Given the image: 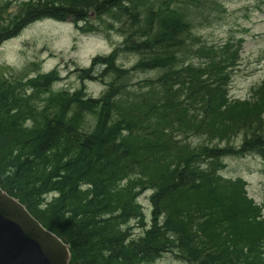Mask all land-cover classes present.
Segmentation results:
<instances>
[{
	"label": "trees",
	"instance_id": "obj_1",
	"mask_svg": "<svg viewBox=\"0 0 264 264\" xmlns=\"http://www.w3.org/2000/svg\"><path fill=\"white\" fill-rule=\"evenodd\" d=\"M10 3L0 0V44L25 25L45 18H70L82 23L80 31L85 33L104 25L123 35L110 53L95 56L87 68L73 70L79 86L72 90L54 88L60 80L56 68L32 76L0 74V186L43 227L68 243L69 264L155 260L130 261L129 256H120L119 244L131 248L141 240L148 246L124 253L142 249L157 258L167 244L170 248L178 243L173 237L181 241L183 236L182 225H165L171 208L195 218L187 250L179 260L264 264V206L257 207L247 197L241 178L220 176L227 156L254 153L264 161V82L253 97L232 100L227 86L238 61V42L228 39L209 44L194 33L197 15L224 10L222 3L23 0L15 12L8 10ZM91 13L99 25L90 22ZM203 19L208 21V17ZM121 53L135 55L136 61L129 68L116 64ZM151 71L156 72L154 76L133 82L136 73ZM87 79L103 81L105 89L98 97L86 93ZM85 118L87 131L79 124ZM15 136L17 140L2 145ZM193 136L204 141L194 143ZM237 136L241 141L234 144ZM60 144L62 148L52 151L49 161L71 150L73 162L51 170L35 162V155ZM6 150L20 156L29 151L30 156L25 154L20 165L15 161L16 167L6 163ZM98 161L108 164L107 168ZM73 164L79 165L77 170ZM190 166L198 171L197 176L188 175ZM87 177L90 197L78 189ZM114 182L119 188L109 201L110 195L99 192ZM148 190L152 191L148 194L149 222L142 201L136 199ZM43 198L48 202L43 204ZM129 215L135 226L148 228L131 235L123 223L130 220ZM110 231L117 242L107 237Z\"/></svg>",
	"mask_w": 264,
	"mask_h": 264
},
{
	"label": "rangeland",
	"instance_id": "obj_2",
	"mask_svg": "<svg viewBox=\"0 0 264 264\" xmlns=\"http://www.w3.org/2000/svg\"><path fill=\"white\" fill-rule=\"evenodd\" d=\"M10 12H15L23 0H9ZM224 10H209L204 16L196 17L195 34L209 44H220L228 38L242 40L238 65L233 69L229 85L232 98L244 99L251 90L264 80V0H218ZM90 22L99 25L93 13ZM208 17V21L203 19ZM99 31L81 33L70 18L65 21L39 19L20 29L18 34L0 45V74L8 78L21 75L32 76L37 72L59 70L60 80L54 88L75 89L79 81L75 68L89 65L97 55L110 52L120 44L123 35L109 26L100 25ZM119 26V25H117ZM116 28V27H115ZM192 58V57H191ZM136 61L133 54L121 53L117 64L129 68ZM35 63V64H32ZM155 71L136 73L132 80L155 75ZM84 89L91 96H99L105 89L103 81H86ZM254 94V92H253ZM194 143L203 142L193 136ZM241 136L232 142L239 144ZM224 174L239 176L245 182L246 194L253 204L264 203V161L254 153L242 157L227 156ZM146 212L149 210L148 195L142 197ZM145 216L148 219L147 214ZM154 264H184L183 261L164 257Z\"/></svg>",
	"mask_w": 264,
	"mask_h": 264
},
{
	"label": "water",
	"instance_id": "obj_3",
	"mask_svg": "<svg viewBox=\"0 0 264 264\" xmlns=\"http://www.w3.org/2000/svg\"><path fill=\"white\" fill-rule=\"evenodd\" d=\"M67 246L0 189V264H68Z\"/></svg>",
	"mask_w": 264,
	"mask_h": 264
},
{
	"label": "bare ground",
	"instance_id": "obj_4",
	"mask_svg": "<svg viewBox=\"0 0 264 264\" xmlns=\"http://www.w3.org/2000/svg\"><path fill=\"white\" fill-rule=\"evenodd\" d=\"M164 41V40H163ZM159 50L157 51V52H160V53H163L162 52V48H158ZM148 54H149V52H148ZM116 64H117V60H116ZM80 126H82V130L83 131H87L88 130V121H87V119L85 118V120L84 121H81L80 123ZM75 138H77V136H74V137H72V139H75ZM18 138H17V136H15V137H13V139H11V138H6L5 140H4V142L2 143V145H6L7 143H9V142H12V141H15V140H17ZM105 143V142H104ZM62 148V146H61V144L60 145H55V146H51V148L47 151V152H45V153H43V154H40V155H35V159H36V163H38V164H40V165H44V166H46V169L47 170H51L54 166H56V165H62V164H64V163H71V162H73L74 161V156L71 154V150H68L66 153H63V156H61V157H58V159L56 160V161H49V159L48 158H50V153H52V151H54L55 149H61ZM101 148H105V144L103 145V146H101ZM27 156H30L29 154V151H23V153H22V158H21V156L16 152V151H8V150H6L5 151V153H4V157L7 159V162L6 163H10V164H12V165H14V166H16V167H18L17 166V164L19 163V165L21 164V161H22V159L23 160H25L26 159V155ZM15 161H17L18 163L16 164V162ZM98 162H100L99 164H101V165H103V164H105V167L107 168V165L108 164H106L104 161H98ZM79 164V163H78ZM74 165V164H73ZM78 167H79V165H74V170H77L78 169ZM190 171L188 172V175L189 176H197V173H198V171H196L192 166H190ZM224 170L225 169H223L221 172H222V175H220V176H222V178H224V176H225V174L223 173L224 172ZM44 171V170H43ZM111 172V171H110ZM113 173V172H112ZM214 175H216V174H214ZM90 178L89 177H87V178H85V181H83V182H81L80 184H79V186H78V189H79V191L81 192V194L82 193H85L86 194V196H89L90 197V194H89V189H90V187H91V184L90 183H87V181L89 180ZM36 182H38V181H36ZM211 182H213V181H211ZM201 183V182H200ZM24 186L27 188V186H28V183H25L24 184ZM118 188H119V184L117 183V182H114V183H112V184H110V185H108L107 186V188L106 189H102L100 192H99V194H104V195H110V198L108 197V200L109 201H112L113 199L111 198V195L115 192V191H117L118 190ZM0 189L1 190H4L1 186H0ZM6 192V194L8 195V196H10V197H12V198H14V199H16L18 202H20L17 198H15L13 195H11V194H9L7 191H5ZM152 191L151 190H148V191H142L137 197H136V199H138L139 201H142V197L143 196H146V195H148L149 193H151ZM49 197H50V195H49ZM43 204H45L46 202H48V200L46 199V198H43ZM21 203V202H20ZM22 204V203H21ZM44 206V205H43ZM145 214H147L149 217H148V219H147V221L149 222L150 221V213H149V211L148 212H146ZM130 216V220H125L123 223H125V225H126V227L129 229V231H131L130 232V234L131 235H137L138 233H140V232H143L145 229H147L148 227H147V225H142V226H135V224L134 223H136L135 222V219H131V218H133V216H131V215H129ZM192 218H193V216H189V218H186V217H184V215H183V213H181V212H179L176 208H175V210L173 209V208H171V210H170V212L168 213V215H167V218H166V223H165V225H167V226H171V227H177V226H179V225H182V228H181V230H182V232H183V236L181 237V241H180V239L179 238H177V237H173V240L175 241V242H178V243H176V244H174V245H171L170 246V248H169V246H168V244L166 245V247L165 248H163L162 250H164V251H162L161 253H160V255L159 256H157V258H156V255H153L152 257H149L148 255H145L143 252H142V249L140 250V249H137L136 251H134L131 255L129 254V255H126L124 252L126 251L125 249H133V250H135L136 248L135 247H137V246H148L146 243H140L141 242V240L140 241H137V242H135L134 244H132L131 245V248L129 247V246H126V243H122V244H119V248H121V249H123V252L120 254V256H129L128 258H130V261L132 260V261H134V262H136V263H139V262H143V261H150L151 259L153 260V259H155V260H153V261H151V262H149V263H147V264H154V263H156L157 261H160L162 258H164V257H170V258H172L173 260H177L178 259V257H179V255L183 252V251H186L187 249L185 248V246H186V244H187V240H188V238H189V236L191 235V231H192V229H193V227H194V224L195 223H192ZM194 220H195V218H193ZM156 220H158V218L156 219ZM183 222H182V221ZM182 222V223H181ZM148 224V223H147ZM120 225V227H121V229L120 230H122V224H119ZM161 225V224H160ZM131 226V227H130ZM157 229V231H158V228H156ZM159 234V233H158ZM107 237H109V238H111L112 239V241H115V242H117V238H116V235H115V233L113 232V231H110V233L107 235ZM144 238V237H143ZM180 241V242H179ZM174 242V243H175ZM179 243L181 244L180 246H179ZM113 244H116V243H113ZM178 245V246H177ZM179 247V248H178ZM125 250V251H124ZM144 256V259L141 257V256ZM184 264H189V263H187V262H183Z\"/></svg>",
	"mask_w": 264,
	"mask_h": 264
}]
</instances>
